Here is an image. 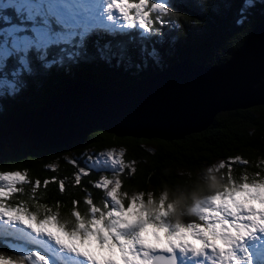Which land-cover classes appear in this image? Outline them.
<instances>
[{
  "label": "trees",
  "instance_id": "trees-1",
  "mask_svg": "<svg viewBox=\"0 0 264 264\" xmlns=\"http://www.w3.org/2000/svg\"><path fill=\"white\" fill-rule=\"evenodd\" d=\"M167 4L170 14L164 16L159 32L142 35L137 30L114 34L94 31L87 36L83 47L78 46V38L69 44L50 47L45 60L38 58L43 53L29 52L30 72L22 68L18 56L6 59L5 73L17 82V88L0 96V172L20 170L33 182L57 177V182L49 183L46 188L41 184L36 199L32 198L31 185L25 184L24 191L12 194L8 203L24 202L40 218L50 209L61 220L74 223L72 201H79L76 208L82 214L88 209L85 203L88 194L103 207L104 191L89 181H97L103 174L112 176L93 169L74 186L76 165L87 167L85 152L117 146L125 150V161L135 162L131 165L135 169L133 173L125 169L119 176L122 181L119 191L127 194L122 195L125 200L143 193L146 203L151 193L158 206L161 195L165 194V204L174 206L173 220L177 219V209L179 213L188 212L195 201L193 192L209 176L215 175L221 181L219 186L210 190L205 187L197 199L228 184L227 166L211 173L207 171L219 161L241 157L249 162L232 165L231 176L237 181L245 172L249 180L259 179L256 173L264 176V105L220 112L206 129L173 140L118 136L91 129L73 142L50 147L27 140L15 128L14 122L20 115L38 109L73 85L88 84L115 94L179 60L189 59L202 66L220 64L264 15V1L258 0L250 3L249 0H167ZM104 44L110 48L103 49ZM98 48L107 56L102 57ZM153 50L155 57L151 55ZM74 52L80 55L70 58L69 53ZM49 62H52L50 66L45 67ZM65 177L66 187L61 193L58 181ZM181 200L183 203L176 205ZM179 219L194 221L196 217L179 215ZM12 248L7 238H0V252L12 255Z\"/></svg>",
  "mask_w": 264,
  "mask_h": 264
},
{
  "label": "snow or ice",
  "instance_id": "snow-or-ice-1",
  "mask_svg": "<svg viewBox=\"0 0 264 264\" xmlns=\"http://www.w3.org/2000/svg\"><path fill=\"white\" fill-rule=\"evenodd\" d=\"M167 14V0H0V24L7 25L0 26V64L18 56L22 68L30 72L28 54L33 50L43 53L38 58L45 60L50 47L69 44L77 38L78 46L83 47L94 31L114 34L139 29L142 35L159 32L155 25L162 24ZM109 48V44L103 45V49ZM103 49L98 48L100 55L106 57ZM79 55L80 52L69 53L70 58ZM151 55L156 56L155 50ZM52 62L44 66L49 67ZM5 86L15 90L17 82L0 80V88ZM84 155L87 167L79 168L74 160L69 161L78 167L73 174L74 186L93 169L111 172L112 178L105 174L97 181H89L104 191L103 207L88 194V209L82 214L76 208L79 201L73 200L75 220L71 224L50 209L40 218L24 202L7 203L12 194L24 191L25 184L31 185L32 198L36 199L41 184L46 188L57 182V177L33 182L20 170L0 172V238L15 237L23 242L12 248V255L0 252V264H264V176L256 173L260 178L249 180L245 172L239 181L231 176L232 165H247V160L231 157L210 166L209 173L227 166L231 186L225 184L195 200L188 212L181 211L180 215L192 214L196 219L181 221L172 219L174 206L165 204V194L158 206L151 193L146 203L143 193L134 194L127 205L123 203L120 197L127 194L119 192V176L125 169L135 171L131 167L135 162L123 159L125 150L108 149L95 156L87 152ZM66 180L67 177L58 181L61 193ZM50 225L57 232L51 231ZM149 225L164 230V243L158 236L156 244L145 242L142 234ZM189 236L193 238L191 243ZM88 238H94L106 254L97 257L84 250L82 244Z\"/></svg>",
  "mask_w": 264,
  "mask_h": 264
},
{
  "label": "water",
  "instance_id": "water-1",
  "mask_svg": "<svg viewBox=\"0 0 264 264\" xmlns=\"http://www.w3.org/2000/svg\"><path fill=\"white\" fill-rule=\"evenodd\" d=\"M76 87H87L88 95ZM89 97L102 102L84 103ZM259 105H264V15L220 64L179 60L115 94L73 85L20 115L14 126L27 140L50 147L73 142L91 129L173 140L206 129L220 112Z\"/></svg>",
  "mask_w": 264,
  "mask_h": 264
},
{
  "label": "rangeland",
  "instance_id": "rangeland-1",
  "mask_svg": "<svg viewBox=\"0 0 264 264\" xmlns=\"http://www.w3.org/2000/svg\"><path fill=\"white\" fill-rule=\"evenodd\" d=\"M259 2H263L264 0H258ZM4 26L3 27H6L7 25L6 24H3ZM161 26H162V24H156L155 25V27H157V28H161ZM135 30H137V31H139V32H141L139 29H130V30H128V31H135ZM160 30V29H159ZM153 33H155V32H153ZM149 34H152V33H149ZM6 61V60H5ZM5 61L2 63V64H0V80H5V81H8V82H13V80L12 79H9L8 78V76L6 75V71H5ZM14 75H12V77H13ZM86 90H87V87H76V90H74V91H77L78 93L79 92H85V94H86ZM13 91V89L12 88H10V87H8V86H5V87H3V88H0V96H2V95H6V94H9V93H11ZM80 93V94H81ZM49 122V121H48ZM39 123L42 125V126H44V122H42V119H41V121H39ZM47 124V123H46ZM49 125H53L52 123H51V121H50V123H48ZM31 130V129H30ZM108 149H115V150H120V149H122L121 147H112V148H105V149H103V150H101V151H104V150H108ZM101 151H98V152H94V151H90L88 154L89 155H93V156H95L96 154H98L99 152H101ZM86 157V159H84L86 162H87V156H85ZM220 162V161H219ZM219 162H217L216 164H218ZM108 173H110V174H112L111 172H108ZM103 175H105V174H103ZM110 178H112V176H110ZM120 192V191H119ZM121 199H122V201H123V203L125 204V205H127L128 204V202H129V200H130V198H128V200L126 201L125 200V198L123 197V196H121L120 197ZM7 203H8V200H7ZM253 204H254V206H256V207H259V205L258 204H256L255 202H253ZM49 227V229L51 230V231H53V232H57V228L55 227V226H52V225H50V226H48ZM154 233H155V235H154ZM58 234H61L62 235V233H58ZM143 238H144V240H145V242H147V243H152V244H156L157 243V240H156V237L158 236L159 237V239H160V242H161V244L162 243H164L165 242V232H164V230L163 229H157V228H154L153 226H151V225H149V226H146L145 227V229H144V232H143ZM10 242H11V245H12V247H14V246H20V245H22V241H19L18 239H16L15 237H8L7 238ZM188 241L191 243V242H193V238L192 237H188ZM75 243L77 244V245H81V241L80 240H76L75 241ZM82 248L84 249V250H87V251H89V252H91V253H93L94 255H96L97 257H99V256H101V255H104V254H106V253H102L101 252V249L97 246V242H96V240L94 239V238H88L87 240H85L84 242H83V244H82Z\"/></svg>",
  "mask_w": 264,
  "mask_h": 264
},
{
  "label": "clouds",
  "instance_id": "clouds-1",
  "mask_svg": "<svg viewBox=\"0 0 264 264\" xmlns=\"http://www.w3.org/2000/svg\"><path fill=\"white\" fill-rule=\"evenodd\" d=\"M220 180L215 176V175H211L208 177V179L206 180L205 184L203 186H199L197 190H195L192 194V198L193 200H196L200 194V192H202L204 190V188L206 187L207 189H213L217 186H219L220 184ZM183 201H179L176 205H180L182 204ZM179 210L177 209V219H179Z\"/></svg>",
  "mask_w": 264,
  "mask_h": 264
},
{
  "label": "bare ground",
  "instance_id": "bare-ground-1",
  "mask_svg": "<svg viewBox=\"0 0 264 264\" xmlns=\"http://www.w3.org/2000/svg\"><path fill=\"white\" fill-rule=\"evenodd\" d=\"M90 91V90H89ZM89 93V92H88ZM88 93H87V91H86V96L88 95ZM84 94H85V92H84ZM88 99H90V97L89 98H87V99H85V100H88ZM99 100V99H98ZM98 100H96V101H93V100H88V101H85L84 103H87V102H91V101H93V103H94V105H96V102L97 103H100V102H102V100H100V101H98ZM108 100V99H107ZM21 132V131H20Z\"/></svg>",
  "mask_w": 264,
  "mask_h": 264
}]
</instances>
